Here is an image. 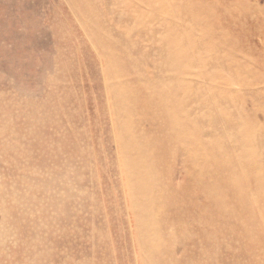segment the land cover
<instances>
[{
	"label": "rangeland",
	"instance_id": "rangeland-1",
	"mask_svg": "<svg viewBox=\"0 0 264 264\" xmlns=\"http://www.w3.org/2000/svg\"><path fill=\"white\" fill-rule=\"evenodd\" d=\"M262 183L264 0H0V264H264Z\"/></svg>",
	"mask_w": 264,
	"mask_h": 264
},
{
	"label": "bare ground",
	"instance_id": "bare-ground-1",
	"mask_svg": "<svg viewBox=\"0 0 264 264\" xmlns=\"http://www.w3.org/2000/svg\"><path fill=\"white\" fill-rule=\"evenodd\" d=\"M250 150V149H249ZM248 150V151H249ZM242 162V161H241ZM247 163V162H246ZM245 164V163H244ZM249 165V164H248ZM246 166V165H245ZM259 166H260V164H259ZM250 167H252L251 165H250ZM256 167V166H255ZM263 167V166H262ZM258 168V167H257ZM263 181V180H262ZM258 182H260V181H258ZM263 184V183H262ZM264 185V184H263ZM262 186V185H261ZM260 188V187H259ZM262 189H263V186H262ZM264 191V190H263ZM259 193H261V192H259ZM264 217V216H263ZM30 229V228H29ZM24 232V231H23ZM26 234V233H25ZM24 242V241H23ZM21 257V256H20Z\"/></svg>",
	"mask_w": 264,
	"mask_h": 264
}]
</instances>
